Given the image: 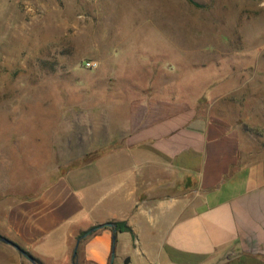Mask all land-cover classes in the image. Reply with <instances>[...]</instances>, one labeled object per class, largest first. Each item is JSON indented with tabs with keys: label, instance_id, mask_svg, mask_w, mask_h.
<instances>
[{
	"label": "rangeland",
	"instance_id": "rangeland-1",
	"mask_svg": "<svg viewBox=\"0 0 264 264\" xmlns=\"http://www.w3.org/2000/svg\"><path fill=\"white\" fill-rule=\"evenodd\" d=\"M158 96L264 157V0H0V200L90 172Z\"/></svg>",
	"mask_w": 264,
	"mask_h": 264
},
{
	"label": "crops",
	"instance_id": "crops-1",
	"mask_svg": "<svg viewBox=\"0 0 264 264\" xmlns=\"http://www.w3.org/2000/svg\"><path fill=\"white\" fill-rule=\"evenodd\" d=\"M161 109L158 96L111 129L90 172L0 200L11 264H264V157L224 120ZM118 222L132 234L105 226Z\"/></svg>",
	"mask_w": 264,
	"mask_h": 264
},
{
	"label": "trees",
	"instance_id": "trees-1",
	"mask_svg": "<svg viewBox=\"0 0 264 264\" xmlns=\"http://www.w3.org/2000/svg\"><path fill=\"white\" fill-rule=\"evenodd\" d=\"M114 228L117 232H127V233H131L132 234V229L125 223V222H118L114 224ZM96 231V228L91 229L89 231L83 232L79 235V240H82L86 235H90L93 232Z\"/></svg>",
	"mask_w": 264,
	"mask_h": 264
},
{
	"label": "water",
	"instance_id": "water-1",
	"mask_svg": "<svg viewBox=\"0 0 264 264\" xmlns=\"http://www.w3.org/2000/svg\"><path fill=\"white\" fill-rule=\"evenodd\" d=\"M105 226H108V227H114V224H107V225H105ZM101 227H104V226H101ZM86 236H88V235H86ZM4 241L7 242V243H10V242L7 241V240H4ZM79 241H80V240H79ZM78 246H79V243H77V245H76V248H75V255L77 254ZM115 258H116L115 253H113L112 256H111L110 264H114V262H115ZM130 261H131V259H130V258H127V259L124 261V264H130Z\"/></svg>",
	"mask_w": 264,
	"mask_h": 264
},
{
	"label": "built area",
	"instance_id": "built-area-1",
	"mask_svg": "<svg viewBox=\"0 0 264 264\" xmlns=\"http://www.w3.org/2000/svg\"><path fill=\"white\" fill-rule=\"evenodd\" d=\"M89 66H90V64H89Z\"/></svg>",
	"mask_w": 264,
	"mask_h": 264
}]
</instances>
